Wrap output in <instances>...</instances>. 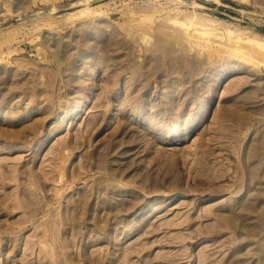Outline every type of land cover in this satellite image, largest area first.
<instances>
[{"label":"rangeland","instance_id":"obj_1","mask_svg":"<svg viewBox=\"0 0 264 264\" xmlns=\"http://www.w3.org/2000/svg\"><path fill=\"white\" fill-rule=\"evenodd\" d=\"M77 1L0 0V264H264V0Z\"/></svg>","mask_w":264,"mask_h":264},{"label":"water","instance_id":"obj_2","mask_svg":"<svg viewBox=\"0 0 264 264\" xmlns=\"http://www.w3.org/2000/svg\"><path fill=\"white\" fill-rule=\"evenodd\" d=\"M101 1H105V0H86L85 3H87V4H95V3H98V2H101ZM75 5L76 4H74L73 1H66V2H61V3L57 4V5H55L54 8H55L56 11H63V10H66V9L74 7ZM219 5L224 6L226 8H229V9H232V10H236V11L242 13V14H250V13H252L251 9L238 7V6H235L233 4H230V3H227V2H224V1H220ZM195 6L200 8V9H203V10H207V11H211V12L220 13V14H224V15L230 16V14L228 12L218 8L217 6H210V5L201 3V2H196ZM14 20H17V16L16 17H9L7 19L1 20L0 21V25H5V24H8V23H11Z\"/></svg>","mask_w":264,"mask_h":264},{"label":"bare ground","instance_id":"obj_3","mask_svg":"<svg viewBox=\"0 0 264 264\" xmlns=\"http://www.w3.org/2000/svg\"><path fill=\"white\" fill-rule=\"evenodd\" d=\"M78 2H81L82 4H83V3L86 4V3H85L86 0H78L77 3H78ZM101 2H102V1H101ZM191 2H192V1H191ZM98 3H99V2H98ZM193 3L195 4L194 1H193ZM101 4H102V3H101ZM99 5H100V3L98 4V6H99ZM192 5H193V4H192ZM90 7H91V6H89V5H86L85 7H82V8L79 7V9L76 11V13H74V12H73V13L76 14V17H79V16H77L78 14L81 15V14L84 13V12H88V11H90V10L92 11V9H90ZM94 7H95V6H94ZM91 8H92V7H91ZM16 9H17V10H16ZM76 9H77V8H76ZM15 10H16V12L14 11L15 14H16V16H18V15H17V14L19 13L18 8H15ZM91 11H90V12H91ZM93 11H95V10H93ZM68 13H69V12H68ZM22 14H23V13H22ZM71 14H72V13H71ZM74 14L72 15V17H73V16L75 17ZM86 14H89V13H85L84 15H86ZM82 15H83V14H82ZM21 16H22V15H21ZM67 17H70V16L67 15L66 18H67ZM72 17H70V19H71Z\"/></svg>","mask_w":264,"mask_h":264}]
</instances>
